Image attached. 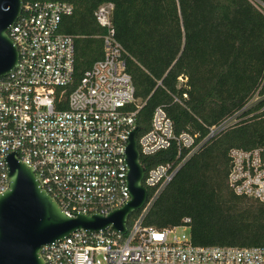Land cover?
<instances>
[{"label": "built area", "instance_id": "1", "mask_svg": "<svg viewBox=\"0 0 264 264\" xmlns=\"http://www.w3.org/2000/svg\"><path fill=\"white\" fill-rule=\"evenodd\" d=\"M114 6L95 13L107 28L104 58L88 71L72 92L75 45L60 32L63 17L74 6L63 2L24 4L8 34L19 52L15 68L0 78V195L9 187L4 157L16 152L35 172L43 188L64 213L108 215L131 199L126 186L125 146L141 108L127 73L124 47L112 26ZM180 81H185L182 77ZM187 99V94L183 96ZM176 102H180L175 98ZM259 104L264 111V80L253 98L222 123L209 128L206 139L182 161L162 164L145 174L144 186L157 188L126 235L112 228L78 231L40 254L45 264H264V248L202 247L192 243L190 219L163 230L146 227L144 218L159 194L186 160L209 139L240 121ZM135 105L137 109L131 110ZM197 136H176L171 119L156 109L152 130L138 140L141 155L151 156L176 144L191 148ZM228 186L237 196L264 204V145L229 153Z\"/></svg>", "mask_w": 264, "mask_h": 264}, {"label": "trees", "instance_id": "2", "mask_svg": "<svg viewBox=\"0 0 264 264\" xmlns=\"http://www.w3.org/2000/svg\"><path fill=\"white\" fill-rule=\"evenodd\" d=\"M24 4L63 2L74 12L62 19L60 32L75 45L72 92L104 58V36L95 13L114 6L112 26L127 55L135 97L138 140L152 130L162 108L176 136H197L191 148L141 155L147 173L162 164H179L202 143L209 128L240 111L264 80V0H23ZM185 81L181 82L180 78ZM187 94V99L183 96ZM178 98L181 103L176 102ZM209 139L190 156L159 194L144 218L146 227L163 230L190 219L192 243L202 247L264 248V204L237 196L228 186L229 153L264 145V111ZM137 107L131 106L135 111ZM157 188L148 187V201ZM142 210L128 220V230Z\"/></svg>", "mask_w": 264, "mask_h": 264}, {"label": "water", "instance_id": "3", "mask_svg": "<svg viewBox=\"0 0 264 264\" xmlns=\"http://www.w3.org/2000/svg\"><path fill=\"white\" fill-rule=\"evenodd\" d=\"M23 7V0H0V78L10 74L19 60L18 49L8 32L20 18ZM140 131L137 126L130 131L124 149L128 167L126 186L131 199L108 215L80 212L66 215L32 168L19 160V154L8 153L4 160L10 183L0 195V264H45L41 248L78 231L112 228L126 235L129 217L142 210L148 201V189L143 184L146 168L138 146Z\"/></svg>", "mask_w": 264, "mask_h": 264}]
</instances>
